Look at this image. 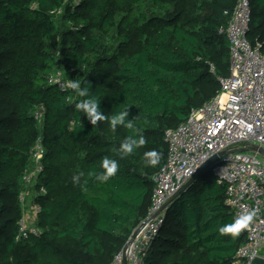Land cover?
I'll return each instance as SVG.
<instances>
[{"label":"trees","instance_id":"1","mask_svg":"<svg viewBox=\"0 0 264 264\" xmlns=\"http://www.w3.org/2000/svg\"><path fill=\"white\" fill-rule=\"evenodd\" d=\"M246 37L264 51V0H248ZM236 0H0V264H110L146 218L166 129L220 92L230 74L224 26ZM61 9V12H57ZM213 66V70L211 69ZM86 84L108 117L127 111L132 129L92 125L73 89L49 84L53 69ZM146 143L120 150L127 136ZM40 139L35 188L38 236L16 240L21 176ZM155 150L159 164L148 166ZM105 158L118 162L115 175ZM79 175L80 181L73 182ZM201 173L164 210L143 264H234L245 233L233 222L225 184Z\"/></svg>","mask_w":264,"mask_h":264},{"label":"built area","instance_id":"2","mask_svg":"<svg viewBox=\"0 0 264 264\" xmlns=\"http://www.w3.org/2000/svg\"><path fill=\"white\" fill-rule=\"evenodd\" d=\"M249 22V1L236 0L227 23L219 28L229 43V76L219 78L220 92L211 101L192 110L178 127L165 130L166 158L153 176L144 224L125 248L127 264H143L145 252L162 225L166 209L163 205L206 160L219 152L250 145L264 150V51L260 43L248 41ZM47 81L62 90L70 89V79L59 68L49 73ZM43 151L38 139L31 151L30 165L21 176V216L16 240L41 234L37 225L41 207L36 197L44 195L46 189L34 187L35 195L27 201L25 187L36 184ZM210 169L217 182L226 186L224 204L232 212L233 220L255 213L253 221L243 229L245 240L236 250L234 264H264V158L256 152L233 151L224 154ZM110 264H123L121 251Z\"/></svg>","mask_w":264,"mask_h":264},{"label":"clouds","instance_id":"3","mask_svg":"<svg viewBox=\"0 0 264 264\" xmlns=\"http://www.w3.org/2000/svg\"><path fill=\"white\" fill-rule=\"evenodd\" d=\"M70 88L76 91L79 97L85 98L81 102L76 103L75 108L83 111L85 114L84 116L88 118L92 125L96 124L97 121L107 120L113 130H115L117 126H124L132 129L133 120L128 119L129 113L126 110L116 113L111 117L104 115L100 109L99 101L91 94L90 87L87 84L84 87H81L80 81L76 80L71 82ZM145 143L146 140L142 136L136 138L135 136L130 135L124 138L120 150L124 153L131 154L134 149L143 146ZM145 159L148 166L154 167L159 164L161 155L155 150L148 151L145 153ZM102 168L106 171L98 175L96 178L101 181H106L117 172L118 162L113 159L105 158L102 162ZM72 179L74 183H78L80 181V176L74 175ZM254 215V211L249 212L235 218L230 224L220 226L218 229L219 234L238 236L240 231L247 228L253 221Z\"/></svg>","mask_w":264,"mask_h":264},{"label":"water","instance_id":"4","mask_svg":"<svg viewBox=\"0 0 264 264\" xmlns=\"http://www.w3.org/2000/svg\"><path fill=\"white\" fill-rule=\"evenodd\" d=\"M243 151V150H247V151H251V152H256L260 155H262L264 157V150L255 146V145H250L248 148L244 149V148H236V149H232V150H229V151H222V152H219L217 154H214L213 156H211L208 160H206L196 171L195 173L192 175V177L176 192L174 193L166 202L165 204L163 205V208H166L176 197L179 196V194H182L186 188L203 172H207L210 170L211 166L216 162L218 161L219 159H221V157L226 154V153H229V152H233V151ZM144 224V222H142L138 227H136L130 237L128 238V240L126 241V243L124 244L121 252H122V256H123V264H127V261L125 259V256H124V251H125V248L126 246L132 241V239L136 236L139 228ZM258 262H261V261H258Z\"/></svg>","mask_w":264,"mask_h":264},{"label":"rangeland","instance_id":"5","mask_svg":"<svg viewBox=\"0 0 264 264\" xmlns=\"http://www.w3.org/2000/svg\"><path fill=\"white\" fill-rule=\"evenodd\" d=\"M61 71H62V73H63V75H64V77L67 79V80H69V77H68V75L64 72V70L63 69H60ZM259 155V157H261V158H264L262 155H260V154H258ZM210 179H213L214 178V174L212 173V171H211V169L209 170V176H208ZM25 190H26V192H27V201H30V200H32L33 199V197H34V195H35V193H34V186L33 185H27L26 187H25Z\"/></svg>","mask_w":264,"mask_h":264}]
</instances>
